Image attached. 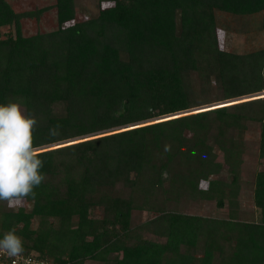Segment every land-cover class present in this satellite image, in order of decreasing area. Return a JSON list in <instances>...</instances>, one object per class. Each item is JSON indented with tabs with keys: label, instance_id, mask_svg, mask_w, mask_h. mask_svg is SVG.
Listing matches in <instances>:
<instances>
[{
	"label": "trees",
	"instance_id": "16d2710c",
	"mask_svg": "<svg viewBox=\"0 0 264 264\" xmlns=\"http://www.w3.org/2000/svg\"><path fill=\"white\" fill-rule=\"evenodd\" d=\"M98 1L112 5L66 25L74 0H55L56 28L24 35L22 19L48 7L17 12L0 0V27L11 28L0 38V103L37 119L45 177L26 206H0V236L13 230L22 254L59 264H264V169L259 220L234 208L248 122L264 153V47L222 49L216 17L260 13L264 31V0ZM197 197L219 208L228 199V217L184 213ZM144 211L154 215L135 223Z\"/></svg>",
	"mask_w": 264,
	"mask_h": 264
},
{
	"label": "rangeland",
	"instance_id": "374dc122",
	"mask_svg": "<svg viewBox=\"0 0 264 264\" xmlns=\"http://www.w3.org/2000/svg\"><path fill=\"white\" fill-rule=\"evenodd\" d=\"M9 2L13 5V8L17 12L48 7V9L42 13L40 19H36V18L22 19V32L24 35H33L37 32L48 31L56 28L57 21H56L55 9L53 7L55 0H9ZM111 5L112 3L106 1H102L101 3H99L98 0H74L75 19H71L66 23V25L71 24L75 21H81L84 19L93 18L98 14L99 9L108 8ZM216 17L220 23L219 24L220 28H218L217 32H218L220 47L222 49L235 52L238 54H242L257 49L259 47H264V31L260 28V18H261L260 13L244 16L239 21H236L233 17H231L229 14L226 13L222 14L220 12H217ZM224 25H228L230 29L225 27ZM10 29L11 28L8 27H0V38L5 37V34L8 33ZM259 93H260L259 95L264 96V90ZM242 97L245 96L237 97L234 99H240ZM234 99H229L226 101H232ZM217 103L220 102H213L211 104L190 108L189 110L186 111H191L201 107L206 108L209 105L215 106ZM124 126H120V127H124ZM259 138H260L259 123L248 122L247 128L242 133L244 149L242 151L241 161L239 165V175L237 182L238 191L235 198L237 202V207L236 206L234 207L237 209L238 212L237 214L239 215V218L242 220L258 221L260 217L259 208L255 206L254 197H253L255 172L264 169V153L260 154ZM58 143H63V142H58ZM56 144L57 143L51 145H56ZM219 155L220 157L222 156L221 151H219ZM219 160L221 162L222 157L219 158ZM223 176L224 175L222 174L221 177L223 178ZM218 178H219L218 175H211L209 177V179H218ZM207 183L208 180H200L199 189L202 190L206 188ZM227 200H225V206L219 208L217 207L216 201L214 199L197 197L195 200L189 199L188 203L182 206V211L184 213L199 215L203 217H210V218L214 217L217 219L227 218L230 210L229 209L230 205H228ZM1 202L2 204L0 203V206L7 207V204L5 202L3 201ZM22 205L26 206L27 203L23 202L21 205L18 206H22ZM18 206L14 208L16 209ZM91 214L93 216H96L99 213L97 210L94 209L91 211ZM151 215L153 216L154 214L147 211L134 213V219H135L134 221L135 223L145 221ZM31 227L36 231H39L40 229L39 226L37 225L36 220L33 221ZM141 235L144 238L156 239L155 235L147 231H142ZM195 255L196 257H198L202 254L200 252H196ZM96 263L97 262L93 260H86L84 261L83 264H96Z\"/></svg>",
	"mask_w": 264,
	"mask_h": 264
},
{
	"label": "clouds",
	"instance_id": "9594fccd",
	"mask_svg": "<svg viewBox=\"0 0 264 264\" xmlns=\"http://www.w3.org/2000/svg\"><path fill=\"white\" fill-rule=\"evenodd\" d=\"M37 119L25 114L21 106L9 99L0 103V201L9 208L21 205L28 197L35 198L34 189L44 180L43 160L33 144ZM59 135V126L49 129ZM22 239L9 230L0 236V254L17 257L23 253Z\"/></svg>",
	"mask_w": 264,
	"mask_h": 264
},
{
	"label": "built area",
	"instance_id": "2783aa9c",
	"mask_svg": "<svg viewBox=\"0 0 264 264\" xmlns=\"http://www.w3.org/2000/svg\"><path fill=\"white\" fill-rule=\"evenodd\" d=\"M0 264H59L46 258H39L34 254H21L17 257H8L0 254Z\"/></svg>",
	"mask_w": 264,
	"mask_h": 264
},
{
	"label": "water",
	"instance_id": "95a60500",
	"mask_svg": "<svg viewBox=\"0 0 264 264\" xmlns=\"http://www.w3.org/2000/svg\"><path fill=\"white\" fill-rule=\"evenodd\" d=\"M179 113H181V112H179Z\"/></svg>",
	"mask_w": 264,
	"mask_h": 264
}]
</instances>
